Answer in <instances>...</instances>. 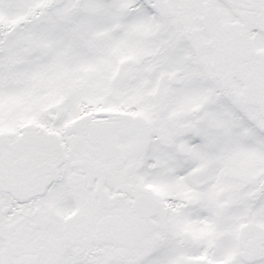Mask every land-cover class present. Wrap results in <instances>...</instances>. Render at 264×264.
Masks as SVG:
<instances>
[{"label": "snow or ice", "instance_id": "1", "mask_svg": "<svg viewBox=\"0 0 264 264\" xmlns=\"http://www.w3.org/2000/svg\"><path fill=\"white\" fill-rule=\"evenodd\" d=\"M0 264H264V0H0Z\"/></svg>", "mask_w": 264, "mask_h": 264}]
</instances>
